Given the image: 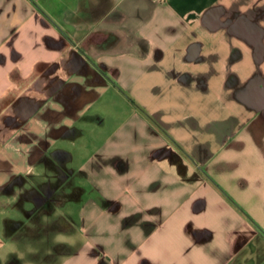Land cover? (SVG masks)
I'll return each instance as SVG.
<instances>
[{
  "label": "crops",
  "instance_id": "crops-1",
  "mask_svg": "<svg viewBox=\"0 0 264 264\" xmlns=\"http://www.w3.org/2000/svg\"><path fill=\"white\" fill-rule=\"evenodd\" d=\"M27 237L264 264V0H0V257Z\"/></svg>",
  "mask_w": 264,
  "mask_h": 264
},
{
  "label": "rangeland",
  "instance_id": "rangeland-1",
  "mask_svg": "<svg viewBox=\"0 0 264 264\" xmlns=\"http://www.w3.org/2000/svg\"><path fill=\"white\" fill-rule=\"evenodd\" d=\"M20 243L22 252L1 256L0 264H53L62 256L61 248L52 246L43 248L41 241L32 238H22Z\"/></svg>",
  "mask_w": 264,
  "mask_h": 264
}]
</instances>
